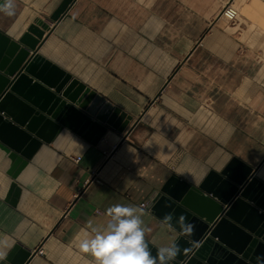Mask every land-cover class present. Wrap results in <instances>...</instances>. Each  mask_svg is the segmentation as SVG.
Listing matches in <instances>:
<instances>
[{"label":"crops","instance_id":"crops-1","mask_svg":"<svg viewBox=\"0 0 264 264\" xmlns=\"http://www.w3.org/2000/svg\"><path fill=\"white\" fill-rule=\"evenodd\" d=\"M231 1V21L218 16L228 0H73L55 23L60 0L0 12L11 37L45 20L39 53L132 116L97 144L63 128L15 179V206L0 148V264L16 244L39 248L27 264H85L75 237L89 220L103 227L114 204L142 207L145 240L168 247L176 231L140 203L172 174L198 182L236 157L264 182V0Z\"/></svg>","mask_w":264,"mask_h":264},{"label":"water","instance_id":"water-1","mask_svg":"<svg viewBox=\"0 0 264 264\" xmlns=\"http://www.w3.org/2000/svg\"><path fill=\"white\" fill-rule=\"evenodd\" d=\"M72 2L60 0L49 19L58 22ZM50 28L35 17L17 37L0 30V148L12 178L5 200L13 206L20 194L15 179L63 128L97 144L108 128L122 132L132 118L39 53ZM256 170L232 157L198 182L172 174L150 192L147 209L177 233L168 247L180 251L170 264H264V182ZM185 225L193 226L190 233ZM145 241L155 257L159 249ZM37 250L16 244L8 259L27 264Z\"/></svg>","mask_w":264,"mask_h":264},{"label":"clouds","instance_id":"clouds-1","mask_svg":"<svg viewBox=\"0 0 264 264\" xmlns=\"http://www.w3.org/2000/svg\"><path fill=\"white\" fill-rule=\"evenodd\" d=\"M14 0H0V12L13 15ZM110 218L103 227L91 220L75 237L79 251L92 257L85 264H170L179 253L177 245L160 248L154 257L145 241L150 229L144 226V209L136 205L114 204L106 210ZM191 232L193 226H182Z\"/></svg>","mask_w":264,"mask_h":264},{"label":"built area","instance_id":"built-area-1","mask_svg":"<svg viewBox=\"0 0 264 264\" xmlns=\"http://www.w3.org/2000/svg\"><path fill=\"white\" fill-rule=\"evenodd\" d=\"M229 2L225 3L221 9H220V12H219V17H222L224 18L225 20L227 21H231V20H234L238 14V10L237 8L235 7V5L232 3L231 0H228ZM75 162H78L80 160V156H73L71 157ZM92 179H94L97 183H101L102 180L97 177L96 174H94L92 176ZM147 202H141L140 205L141 206H146ZM37 251H40L39 248Z\"/></svg>","mask_w":264,"mask_h":264},{"label":"rangeland","instance_id":"rangeland-1","mask_svg":"<svg viewBox=\"0 0 264 264\" xmlns=\"http://www.w3.org/2000/svg\"><path fill=\"white\" fill-rule=\"evenodd\" d=\"M229 2V1H228ZM223 6V5H222ZM235 7L237 8V5L235 4ZM238 10V8H237ZM224 19V18H223ZM225 20V19H224ZM226 21V20H225ZM247 46H244V45H240L238 46V49L241 51V50H244Z\"/></svg>","mask_w":264,"mask_h":264},{"label":"bare ground","instance_id":"bare-ground-1","mask_svg":"<svg viewBox=\"0 0 264 264\" xmlns=\"http://www.w3.org/2000/svg\"><path fill=\"white\" fill-rule=\"evenodd\" d=\"M225 3H227V2H225ZM225 3H224V4H225ZM224 4H223V5H224Z\"/></svg>","mask_w":264,"mask_h":264}]
</instances>
